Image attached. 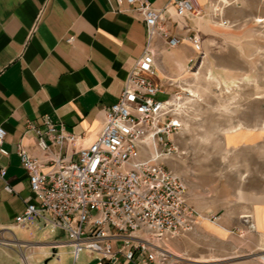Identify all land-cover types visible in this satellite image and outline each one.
Segmentation results:
<instances>
[{
  "label": "crops",
  "instance_id": "crops-1",
  "mask_svg": "<svg viewBox=\"0 0 264 264\" xmlns=\"http://www.w3.org/2000/svg\"><path fill=\"white\" fill-rule=\"evenodd\" d=\"M149 1L174 14L171 0ZM196 1L203 19L173 15L178 34V27L189 22L212 26L204 17L223 15L229 7L224 0ZM146 42L145 22L126 1L0 0V126L7 131L3 145L7 154L0 151V264H132L124 257L101 261L89 250L80 252L75 260L74 246L64 230L34 215L16 221L32 196L18 147L22 144L46 161V171L53 164L50 159L76 158L75 150L97 138L106 108L118 101ZM155 49L158 57L152 77L163 85L170 57L182 59L187 48L182 44L170 50L157 37ZM45 114L79 135V142L68 149L53 147L42 152L28 123L40 122ZM225 141L229 149H240L243 154L249 148L264 147V129L245 127ZM257 198L247 213H222L214 223L228 231L238 228L236 217L241 220L249 215L256 232L263 236L264 191ZM201 216L202 221L208 220Z\"/></svg>",
  "mask_w": 264,
  "mask_h": 264
},
{
  "label": "built area",
  "instance_id": "built-area-1",
  "mask_svg": "<svg viewBox=\"0 0 264 264\" xmlns=\"http://www.w3.org/2000/svg\"><path fill=\"white\" fill-rule=\"evenodd\" d=\"M117 1H126L145 22L143 55L118 101L106 108L97 138L75 150L76 158L50 159L53 164L46 171V161L19 145L32 196L16 221L34 215L64 230L74 246L75 260L89 250L101 261L124 257L132 264H177L171 241L191 231L202 216L187 201L186 182L160 161L177 151L173 136L181 122L173 115L170 98H156L166 91L152 77L158 57L155 40L162 38L168 48L180 46L185 38L173 29V15L196 17L201 11L196 0H171L174 14L166 7L155 8L149 0ZM186 39L193 49L203 51L200 35ZM28 126L44 153L53 147L68 149L80 139L49 114ZM6 136L0 126V151L7 154Z\"/></svg>",
  "mask_w": 264,
  "mask_h": 264
},
{
  "label": "rangeland",
  "instance_id": "rangeland-1",
  "mask_svg": "<svg viewBox=\"0 0 264 264\" xmlns=\"http://www.w3.org/2000/svg\"><path fill=\"white\" fill-rule=\"evenodd\" d=\"M224 3L223 15L204 17L212 26L178 27L186 55L170 57L166 92L156 96L170 98L181 122L177 151L160 161L186 182L188 203L208 218L171 241L177 264H264V235L252 216L236 217L238 228L228 231L213 219L247 213L264 191V147L242 154L225 141L245 127L264 129V0ZM192 34L201 36L202 52L186 39Z\"/></svg>",
  "mask_w": 264,
  "mask_h": 264
},
{
  "label": "bare ground",
  "instance_id": "bare-ground-1",
  "mask_svg": "<svg viewBox=\"0 0 264 264\" xmlns=\"http://www.w3.org/2000/svg\"><path fill=\"white\" fill-rule=\"evenodd\" d=\"M198 261H203V260H198ZM197 262V261H196Z\"/></svg>",
  "mask_w": 264,
  "mask_h": 264
}]
</instances>
